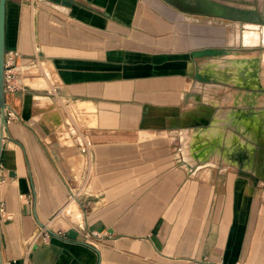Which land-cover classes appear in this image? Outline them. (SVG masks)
<instances>
[{"label": "crops", "instance_id": "crops-1", "mask_svg": "<svg viewBox=\"0 0 264 264\" xmlns=\"http://www.w3.org/2000/svg\"><path fill=\"white\" fill-rule=\"evenodd\" d=\"M219 4L6 0L4 264H264V190L179 157Z\"/></svg>", "mask_w": 264, "mask_h": 264}, {"label": "bare ground", "instance_id": "bare-ground-1", "mask_svg": "<svg viewBox=\"0 0 264 264\" xmlns=\"http://www.w3.org/2000/svg\"><path fill=\"white\" fill-rule=\"evenodd\" d=\"M258 38L245 36L243 50L207 60L204 72L200 66L203 78L224 85L196 82L193 106L181 118L180 149L194 170L232 167L264 184V32Z\"/></svg>", "mask_w": 264, "mask_h": 264}, {"label": "rangeland", "instance_id": "rangeland-1", "mask_svg": "<svg viewBox=\"0 0 264 264\" xmlns=\"http://www.w3.org/2000/svg\"><path fill=\"white\" fill-rule=\"evenodd\" d=\"M214 1H218L225 8L227 7V9H232V10L229 13H226L228 15H224V17H221L218 19H210V18H204V17L201 18L200 22L203 23L204 27L208 25L218 30V33H219L218 34V39H219L218 44L212 46L211 48L209 47L208 49H205L204 50L205 52L203 53V58H208L214 54L223 55V54H228L229 52H233L235 50H243L241 46H243L242 40L245 36L255 37V39L257 40L259 39L258 36H262L263 38L264 14L262 13V5H264V0H214ZM221 10H223V8H221ZM237 11L240 13L239 15L238 14L236 15ZM260 25H263V26H260ZM242 28H245V29H242ZM260 41L261 39H259V42ZM213 58H216V56H214ZM213 58H210V59H213ZM263 62H264V59H263ZM202 72H204V70H202ZM198 80L200 83L223 84L222 82H216V81L211 82L210 80L203 78L202 76H200V79ZM209 92H212V91H209ZM195 96H196L195 90L193 89L192 96L190 98V104L186 107L188 109L184 113H186L192 108ZM38 102L40 103V105L43 104L44 106H48V104H50L48 100H45V101L38 100ZM181 137L182 135L180 131V141L182 139ZM173 140H174L173 142L175 143V146H174L175 150H173L174 153L173 152L172 153L174 155H177L179 151L178 150L179 146L177 145V137H173ZM179 157L187 164V166H189L188 168L189 170H194L192 168L193 164L184 157L183 153L181 152V149H180ZM182 165H185V164H182ZM210 169H214V168L210 167L205 170L208 172ZM220 170L223 171L222 169ZM228 170L240 172L243 174L241 170H238L232 167L229 168ZM236 175H239V174H236ZM248 175L252 176L251 178L248 177V179L252 185L256 184L259 187L258 193L263 198L262 193L264 190V184H261L259 178L253 176L252 174H248ZM262 203L264 202L262 201ZM70 211L79 213L73 208H71ZM81 220L82 218L79 213L77 221L81 222Z\"/></svg>", "mask_w": 264, "mask_h": 264}, {"label": "water", "instance_id": "water-1", "mask_svg": "<svg viewBox=\"0 0 264 264\" xmlns=\"http://www.w3.org/2000/svg\"><path fill=\"white\" fill-rule=\"evenodd\" d=\"M5 10L6 0H0V156L3 142L5 119L4 60H5ZM0 264H4L0 244Z\"/></svg>", "mask_w": 264, "mask_h": 264}, {"label": "built area", "instance_id": "built-area-1", "mask_svg": "<svg viewBox=\"0 0 264 264\" xmlns=\"http://www.w3.org/2000/svg\"><path fill=\"white\" fill-rule=\"evenodd\" d=\"M13 59L11 56L5 57L4 60V90L5 92L14 91L17 89V83L14 79V73H13ZM14 116L12 111H9L7 106L5 105V119L10 118ZM6 123H8V119H6ZM2 209L0 208V212ZM91 236L98 237L96 233L90 234ZM88 237V236H86Z\"/></svg>", "mask_w": 264, "mask_h": 264}]
</instances>
